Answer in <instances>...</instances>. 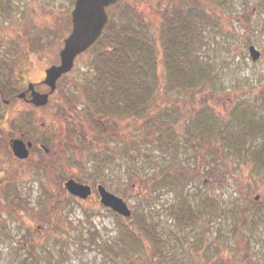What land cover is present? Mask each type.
Listing matches in <instances>:
<instances>
[{
    "label": "trees",
    "instance_id": "16d2710c",
    "mask_svg": "<svg viewBox=\"0 0 264 264\" xmlns=\"http://www.w3.org/2000/svg\"><path fill=\"white\" fill-rule=\"evenodd\" d=\"M193 3L189 7L179 3L173 10L162 12L159 26L142 17L110 19L106 28H113L111 33L104 34L105 50L93 62L94 71L82 76L75 87L73 102L82 104L79 108L95 133L93 140L98 148L91 143L93 150L78 155L73 164L79 171L72 176L82 180L87 169L90 175L101 176L107 166L116 162L120 140V155L130 163L126 175L145 182L149 189L131 217L114 213L120 221L119 241L100 243L97 228L80 237L88 238L105 252H113L114 260L120 256L119 264H181L175 255L180 247L192 264L197 261L226 264L228 258V264H233L232 258L244 264L241 258L247 256L244 248L250 245L251 234L258 224L264 222V210L253 208L250 199L233 208L221 195L193 187L189 176L206 173L211 177L209 181L215 182V174L219 175L216 182L222 188L226 174L230 173L228 156L237 161L249 157L264 166V85L256 99L242 97L234 107L226 106L225 112L217 111L211 104V99L213 102L223 99L213 93L226 61L219 70L214 62L224 59L222 54L229 53L231 46L233 55L246 57V47L254 42L252 36H264V0ZM252 12L257 16L255 20L251 19ZM231 40L236 42L233 44ZM210 87L212 91L208 93ZM117 122L123 127L121 134L112 132ZM74 131L72 128L70 132ZM73 135L80 141L86 137L82 132ZM110 141L115 145L111 148L113 153L101 151V144ZM183 154L189 156L188 160L183 159ZM165 192L171 193L172 199L163 200L160 207L171 218V226L162 222L161 210L152 198L156 194L161 199ZM54 193L42 188L39 202L49 204L39 216L47 211L50 226L60 232L54 242L59 243L62 256L71 237L68 220L63 221L69 211L64 210L71 202L80 200L67 193V197L61 194L55 201ZM5 194L9 195L7 190ZM12 205L10 210H14ZM26 212L36 214L31 208ZM51 215H57L62 222ZM221 218L229 225V240L224 244L209 239L214 224ZM199 226L201 229H195ZM226 226L219 222L218 239L223 238ZM7 227L0 224L2 232L6 233ZM79 236L76 233L74 239L78 241ZM24 243L13 247L16 253L26 250ZM28 247L21 264L31 261L42 264L43 259L35 255L38 246ZM53 247L46 248L50 253L48 264H55Z\"/></svg>",
    "mask_w": 264,
    "mask_h": 264
},
{
    "label": "rangeland",
    "instance_id": "374dc122",
    "mask_svg": "<svg viewBox=\"0 0 264 264\" xmlns=\"http://www.w3.org/2000/svg\"><path fill=\"white\" fill-rule=\"evenodd\" d=\"M8 2L13 5V8H35L34 10H37L40 17H36L34 24L31 22L32 25H35V28L26 24L25 27L18 29L15 35L19 37L30 36L32 30L36 29L33 33H36L35 36L41 38L39 40L40 53L37 52V56H39L43 62L53 59L56 48H60L62 45L61 41L71 30V24L69 20L67 21L68 16H66V13L71 10L70 4L72 1L0 0V4L6 3L7 5ZM193 2L194 0H121L115 8H108V11L110 12L111 21H120L123 16L138 19L142 17L145 20H151L159 26L164 16L162 12L165 13L167 9H170L169 11L173 10L179 3H182V5L184 4L185 7H189L194 4ZM128 4H132V7L129 8ZM133 8H135V10H133ZM133 12L137 13L138 16ZM15 15L20 17V13ZM251 15V19L255 20L257 16L253 12ZM48 16L49 18H46ZM40 18L44 20L45 24L41 27L39 26ZM113 24L114 22H111L110 26H113ZM0 25H6L2 19H0ZM112 28L113 27L106 28L97 42V47H95V49L80 55L75 62L74 71L68 74L63 85L54 96L52 103L42 109L41 120H39V123H41L37 124L38 129H40L39 135L42 138V141L39 142H44L43 144L51 150L49 155L51 161H49L51 163L50 167L48 166V162H42L41 155L37 152L39 159L36 162H34V158L31 157L33 159L30 164H11V178H9V183H7L9 176L6 179L5 175H0V224L1 226L2 224L8 226L6 228V233L2 232L0 229V264H21L22 255L27 254L30 244L38 246L35 255L43 259L44 262H42V264H48L50 253H47L46 248L51 246H54L51 250L54 253L53 262L55 264H119L117 261H121L120 256H117L116 260H114L113 252H105L102 250V247H99L95 243H91L88 238H80L84 236L87 231L97 228L99 233L95 235H97L96 238L100 240V243H103L102 240H109V243H112L120 239L118 237L120 229L118 228L120 224L119 218L110 211L109 208L101 204L96 191V185L98 183H103L108 189L122 196L132 209H137L140 200L144 198L146 192L149 190L148 185L141 181L135 182V186L133 188L131 187L133 181L129 179L125 171L130 163L128 164L126 158L120 155V140L117 142L120 154H117L116 162L107 166L101 176L97 177L90 175L88 169L86 174H82L81 181L93 186V194L86 200H80L79 203L71 202L64 210V213L69 211L66 213V217L63 218V221L68 220V232L71 234V237H69L66 242V244L68 243L66 254L64 253L60 256L58 251L60 249L59 243L54 242L56 234L60 235V232H56L57 230L50 226V218L48 217L47 211L46 213L43 211V215L39 216L43 207L48 209L49 204H45L46 201L39 202L42 188L43 191L45 188H48V190L55 192V201L61 198V194L63 197H67L68 194L63 186L64 182L68 178L74 177L72 174L79 171V167L74 166L71 162H75L78 155L85 152L87 153L90 149L93 150L98 144L93 140L92 136L94 132L92 128L87 120L83 118L82 109L79 108L82 104H75L71 99L74 96L76 84L81 81L82 76L85 75L84 72L86 69L96 60L97 57L95 56L100 55L105 50L106 40L104 34L108 35L111 33ZM0 30L3 31V29ZM209 35L210 32L208 33V36ZM235 39L237 40V38ZM252 39L254 41L252 44L262 53L260 59L256 61L252 60L249 46H247L245 50L247 52L246 57L242 55L237 56L236 54L233 55V47L231 46L229 53L222 54L224 59L221 58L213 64L219 70V66L226 61L224 64L225 68L219 71L221 80L217 81L216 89L213 93L215 97L223 99L218 100V102H213L211 99V104L217 111L225 112L226 106L229 108L234 107L237 101L242 99V97L251 100L256 99V96H258L264 85V36L256 34L252 36ZM231 42L234 44L236 41L231 40ZM159 44L162 48L161 42H159ZM8 59H12L11 55H8ZM78 90L81 91V86ZM207 91L211 93L212 87L207 89ZM12 125L15 129L9 127V129L7 128L5 130L6 133L8 132L11 135H15L22 130L21 127L17 126L13 121ZM72 128L75 130L72 135H78L82 132L86 137L84 138L81 136L84 138L83 141L77 139L73 144L70 142L73 155H69L70 152L65 153L66 146H64L65 148L62 150L61 143L68 141L66 132H68V130L70 132ZM122 128L119 122L116 128L112 129V132L121 134ZM30 134L31 133L27 135ZM30 137L32 136L30 135ZM91 143H95V147ZM107 147H110V149L114 148V142L110 141L101 144V151L109 154L113 153L112 149L110 150ZM182 156L183 159L189 158V156L185 157L184 154ZM69 159L73 161H68ZM190 160L192 161V159ZM226 162L230 173L226 174L227 179L223 178L222 188L216 182L219 175L215 174V183L214 181H209L211 177L206 173L189 174V176H191L190 182L193 187H201L205 192H215L216 196L221 195V198L229 201L233 208L241 207L242 205H240V203L246 204L247 199H250L254 202V205H252L253 208H262L264 210V166L251 160L249 157L237 161L228 156ZM89 166L91 168L93 167L92 164ZM134 168L136 167L134 166ZM42 171H48L51 179L53 177L51 186L41 187V182L47 184L50 179L44 177ZM38 173L41 174L39 175ZM44 173L45 172H43V174ZM5 190L8 191L9 195L5 194ZM151 195L152 194L149 196ZM257 196L258 198H256ZM43 197L44 196H42V198ZM161 197L160 199V197L154 194L152 197L154 198L153 203L157 209L161 210L160 219L162 222L167 226H171V218L160 206L161 203L164 202L163 200H171L172 194L165 192ZM43 199H45V197ZM12 204H14V210H10V208L13 207ZM27 208H31L36 214L33 215V213L26 212ZM51 217H53L54 220L62 222L57 215H51ZM220 220L221 221H216L214 224V233H209V239L210 241L215 239L218 244H224L225 241L227 242L229 240L227 234L229 225L224 219L221 218ZM219 222L227 224L224 229L225 234H223V238L221 239H218L219 234L217 231ZM195 229L199 230L201 228L199 226ZM81 230L83 231L81 232ZM76 233L77 237L80 235L78 241L74 239ZM251 237L250 245L244 248V252L247 253V256L241 258L244 264H252V261L257 264H264V222L258 224L257 229L251 234ZM21 243H24L27 248L26 250H21L19 253H16V249L13 247H20ZM175 255L179 257L181 264H192L191 258L189 261L183 247L182 249L180 247ZM23 257H25V255H23ZM228 260L229 258L225 260L226 264H228ZM232 260L233 264L243 263L239 259L236 260L232 258L231 261ZM28 264L38 263H33L31 261ZM197 264H199L198 261ZM200 264L213 263L200 262Z\"/></svg>",
    "mask_w": 264,
    "mask_h": 264
},
{
    "label": "flooded vegetation",
    "instance_id": "af4514ba",
    "mask_svg": "<svg viewBox=\"0 0 264 264\" xmlns=\"http://www.w3.org/2000/svg\"><path fill=\"white\" fill-rule=\"evenodd\" d=\"M71 1V10L66 13V16H68L67 21L69 20V23L71 24L70 32L73 28L72 12L74 10L76 0ZM120 1L121 0H118L116 3L111 4L107 8H115ZM9 3L10 2H8L7 5L0 4V19H2V21L6 24L4 26L0 25V29H3V31L0 30V175H5L6 179L9 176L7 183H9V178H11V164H30L33 158L34 162H36L39 159L37 152L40 153L42 162H48V166L50 167L51 161L49 155L51 150L45 144H43L44 142H39L42 141V138L39 135L40 129H38L37 124L39 123V120H41L42 109L52 103L54 96L59 91V88H61L63 85L64 80H66L68 74L73 72L75 68L74 63L73 68L62 75V77L57 82L56 89L49 94V101L45 105L35 104L31 100L32 91L33 89L42 93L50 91V86L44 82L47 69L60 63V51L63 48L64 41L70 32L61 41L62 45L60 48H56L54 58L43 62L42 59L37 56V54L40 53L39 40L41 38L35 36L36 33H33L36 31V29L32 30L30 36L27 35L26 37H19L15 35L17 30L25 27L26 24L31 25L32 28H35V25H32L31 22L34 24L36 17H40L39 13L37 10H34L35 8H13V5ZM17 13H20V17L15 15ZM108 13L110 15L109 11ZM46 18H49V16ZM40 19L39 26L41 27L44 24V20L42 18ZM98 41L99 38L84 52L78 54L75 62L83 53L95 49V47H97ZM8 55H11L12 59H8ZM95 57H97V60L99 59L100 55H96ZM94 68V64L90 65L84 74H89L90 72L94 71ZM72 100L73 97L71 101ZM85 120L87 119L85 118ZM12 121L22 129L15 135L5 132L7 128L9 129V127L15 129L12 125ZM87 122L89 123L88 120ZM29 133H31L30 135L32 137L27 135ZM70 133L69 130L66 132L68 141L62 142L61 147L62 150H64V146H66L65 153L70 152L69 155H73L70 142L73 144L77 138L74 136V138H71L72 133ZM14 139H21L25 143H32L28 157L21 158L14 153L12 148V141ZM68 161L73 160L69 159ZM71 163L73 164V162ZM43 172L45 173L43 174ZM38 174L40 175L41 173ZM42 175L50 179L47 184L45 182H41V187L51 186V180L53 177L51 179L49 172L42 171ZM129 179L133 181L132 187H134V181L136 179Z\"/></svg>",
    "mask_w": 264,
    "mask_h": 264
},
{
    "label": "water",
    "instance_id": "95a60500",
    "mask_svg": "<svg viewBox=\"0 0 264 264\" xmlns=\"http://www.w3.org/2000/svg\"><path fill=\"white\" fill-rule=\"evenodd\" d=\"M117 1L76 0L72 12L73 28L60 51V63L49 67L44 79V82L50 86V91L42 93L33 89L31 100L35 104L45 105L49 101V94L56 89L57 82L62 75L73 68L77 55L84 52L101 36L109 21L107 7ZM249 51L253 60L261 57V51L255 45H250ZM31 146V142L25 143L21 139L12 141L14 153L21 158L29 156ZM64 186L70 194L81 199H87L92 194V187L89 184L81 183L74 178L65 181ZM97 190L100 202L104 206H108L126 217L131 216V208L121 196L108 190L103 184H99Z\"/></svg>",
    "mask_w": 264,
    "mask_h": 264
}]
</instances>
